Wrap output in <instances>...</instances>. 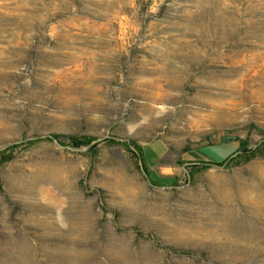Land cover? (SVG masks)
<instances>
[{
    "label": "rangeland",
    "instance_id": "374dc122",
    "mask_svg": "<svg viewBox=\"0 0 264 264\" xmlns=\"http://www.w3.org/2000/svg\"><path fill=\"white\" fill-rule=\"evenodd\" d=\"M0 4V264H264V154L189 175L264 140V0Z\"/></svg>",
    "mask_w": 264,
    "mask_h": 264
},
{
    "label": "trees",
    "instance_id": "16d2710c",
    "mask_svg": "<svg viewBox=\"0 0 264 264\" xmlns=\"http://www.w3.org/2000/svg\"><path fill=\"white\" fill-rule=\"evenodd\" d=\"M58 140H60L62 143H65L66 140H69V142L73 143L74 145H86L90 143L93 139L92 136H88L85 134H65L64 137L66 140L63 139V134L60 133H52ZM40 139H51V137L46 136V137H39ZM32 141V140H31ZM107 141L110 144H117V143H124L127 150L132 154L134 157V166L138 169H140V163L137 159V156L139 155L141 157V161L143 162V165L150 176L151 180L153 182H160L163 183V185H172L175 183V177L172 176H160L156 173H153L152 170L150 169V164L147 162L145 154H144V144H140L134 140L131 141H122L118 140L115 137H108ZM222 142H227L229 144H232L231 141H221ZM219 143V142H218ZM206 144H211V143H206ZM234 144V143H233ZM232 144V145H233ZM16 143L10 144L6 146V148L0 149V168L2 165L13 159L15 156L13 152L9 151L12 149ZM131 145L134 147L132 148ZM188 149V148H185ZM136 150L138 151L139 154H137ZM235 150H239L235 155L232 157L228 158L229 155L234 152ZM86 155L89 157L90 161H94L97 159V151L94 149V145L91 144L86 150H85ZM264 154V140H261L257 145H254L253 147H246L242 142H239L237 144H234L233 147L231 148L230 152L225 154L220 158V160L216 161L220 164H223L225 166H235L239 165L240 163L243 162H248L252 159L258 158ZM197 161H209V160H197ZM192 162V166L189 169V175L192 177L194 174L201 172L204 168L208 166V164L205 163H196L194 161ZM154 176V177H153ZM167 180H170V182H167ZM169 183V184H167ZM2 185L1 177H0V187ZM140 235V232H139ZM175 249V248H170ZM178 252L183 253V254H191L189 250L186 249H180Z\"/></svg>",
    "mask_w": 264,
    "mask_h": 264
},
{
    "label": "bare ground",
    "instance_id": "6f19581e",
    "mask_svg": "<svg viewBox=\"0 0 264 264\" xmlns=\"http://www.w3.org/2000/svg\"><path fill=\"white\" fill-rule=\"evenodd\" d=\"M0 6H2L1 4H0ZM84 25V24H83ZM203 50V49H202ZM204 50H205V48H204ZM203 50V51H204ZM234 52H235V55L237 56V55H239V54H242V52L241 51H238V50H233ZM232 51V52H233ZM222 52V51H221ZM205 53V52H204ZM224 53V52H223ZM203 54V53H202ZM228 54H230V53H227L226 54V56H228ZM221 55V54H220ZM242 56V58L240 59V60H237V58L235 57V56H233V57H229L228 56V58H227V61L228 62H236V63H238V62H242V61H244V62H246L247 60H252L253 61V65H247L248 67L246 68H244V70H243V73L246 75L248 72H250L252 69H254V67H257V65H259L258 64V60H260L261 58H262V55L260 54V53H256V54H254V55H251V56H248V55H245V54H242L241 55ZM243 62V63H244ZM158 66V65H157ZM161 67V66H160ZM245 70H246V72H245ZM244 74H243V76H244ZM242 76V77H243ZM140 79H142V78H140ZM154 79H160V77H156V78H154ZM153 79V80H154ZM165 79V78H164ZM244 79V78H243ZM143 80V79H142ZM142 80H140V82L142 81ZM150 80V79H149ZM151 81V80H150ZM161 81H163V80H161ZM242 81V80H241ZM159 81H156L155 80V82H154V85H155V87L156 88H159L160 87V83H158ZM145 83L146 84H149V85H152V83L151 82H149V81H145ZM143 84V83H142ZM162 86V85H161ZM150 90H152V89H150ZM154 90V89H153ZM156 91V90H155ZM155 91H153V92H155ZM163 94V93H162ZM152 96V95H151ZM154 96V95H153ZM151 99H154V98H152L151 97ZM160 99V98H159ZM156 100V99H155ZM192 121V120H191Z\"/></svg>",
    "mask_w": 264,
    "mask_h": 264
},
{
    "label": "water",
    "instance_id": "95a60500",
    "mask_svg": "<svg viewBox=\"0 0 264 264\" xmlns=\"http://www.w3.org/2000/svg\"><path fill=\"white\" fill-rule=\"evenodd\" d=\"M42 136H49L51 137L55 142H57V144H59L60 146H69V145H66L64 143H62L60 140H58V138H56L52 133H43ZM225 138H229V136H226ZM231 138V137H230ZM121 139H127V138H121ZM93 143V141H91L90 143L84 145L83 147L84 148H87L89 147L91 144ZM258 143H256L255 145H257ZM132 148H134L132 145H131ZM239 150H235L234 152H232L228 158L232 157L233 155H235ZM137 154L138 151L136 150ZM139 157V163H140V167H141V172L143 173V175L150 181L152 182L150 176L148 175L144 165H143V162L141 161V157L138 155ZM196 163H205V164H212V165H217V166H221L223 164H220L218 162H212V161H194Z\"/></svg>",
    "mask_w": 264,
    "mask_h": 264
}]
</instances>
